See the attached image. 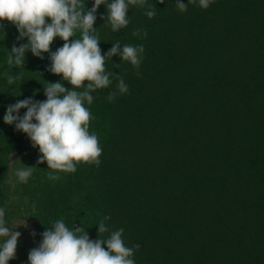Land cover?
Returning a JSON list of instances; mask_svg holds the SVG:
<instances>
[{"label":"trees","instance_id":"obj_1","mask_svg":"<svg viewBox=\"0 0 264 264\" xmlns=\"http://www.w3.org/2000/svg\"><path fill=\"white\" fill-rule=\"evenodd\" d=\"M182 2L186 12L176 0L129 5V24L119 32L100 18L106 5L99 7L94 34L102 54L117 41L144 52L138 69L119 56L105 60L106 72L121 76L128 92L119 94L110 77L92 104L85 101L102 154L98 166L76 164L74 173L38 164L39 149L3 121L19 100L45 101L48 83L72 89L48 70L50 54L64 42L55 38L43 59L29 51L24 65H9L13 44L27 39L18 41L16 27L0 21V207L8 227L13 203L23 206L36 234L30 250L63 220L92 241L123 228L125 246L140 245L135 264H264V0H212L207 9L199 0ZM9 75L20 78L8 84ZM24 166L35 168L26 183L16 176ZM105 216L109 232L98 233Z\"/></svg>","mask_w":264,"mask_h":264},{"label":"clouds","instance_id":"obj_2","mask_svg":"<svg viewBox=\"0 0 264 264\" xmlns=\"http://www.w3.org/2000/svg\"><path fill=\"white\" fill-rule=\"evenodd\" d=\"M146 0H92L93 7L86 10L84 0H0V21L13 24L19 35L18 41L27 39V43L19 47L13 44L7 62L9 65L22 66L25 54L31 52L34 57L43 59V53L50 52V45L59 37L64 43L50 54L52 74L62 76L72 89H66L62 83H48L44 87L47 99L43 102L32 98L19 100L7 107L3 121L6 125H14L17 132H22L31 141L33 148H38L40 158L38 164L48 165V169L56 172L74 173L76 164H100L102 154L98 137L89 132L91 113L85 107L92 104V93L98 89L108 88L113 77L118 81L119 94L128 92L124 79L112 72H106L105 60L119 56L122 61L138 69L144 52L143 45L125 44L119 41L112 44L106 54H102L100 42L94 24L97 11L106 5V15L100 18L110 24L113 32H119L129 24L127 12L129 5L144 6ZM163 4L164 0H158ZM196 0H188L195 3ZM212 0H199V7L207 9ZM181 12L187 11L182 0H176ZM155 6L145 14L152 18ZM47 21H51L48 23ZM3 25L0 24V30ZM80 30L81 38L73 39ZM135 30L133 36H139ZM147 33L144 32V37ZM119 67V65H114ZM137 75L139 72L137 71ZM19 76L9 75L7 83L13 84ZM85 82L87 84L85 85ZM84 88L83 91L75 89ZM117 92H110L109 102L115 99ZM26 109L21 116L20 110ZM34 167L24 166L16 171L19 181L26 183L32 175ZM49 179H59L57 175H49ZM5 209L0 207V264H9L15 258L18 240L21 233L6 226ZM98 225V233H107L109 228L104 221ZM26 227V226H25ZM123 228L111 231L106 240L92 241L83 227L69 229L63 220L54 222L52 228H46L42 234V242L28 254V264H135L134 250L126 247L122 240ZM35 237V233H32Z\"/></svg>","mask_w":264,"mask_h":264},{"label":"rangeland","instance_id":"obj_3","mask_svg":"<svg viewBox=\"0 0 264 264\" xmlns=\"http://www.w3.org/2000/svg\"><path fill=\"white\" fill-rule=\"evenodd\" d=\"M14 161V168H18L21 165V162L18 158H15V155L12 156ZM14 173H11V182L14 181ZM14 207H11V210L14 211V216L11 217L8 227L11 230H16L21 233V236L18 240L17 250L15 258L9 261V264H23L24 256L27 255L30 251L31 245V234L33 221L29 215L24 211L23 206L20 202H14ZM26 226V227H25Z\"/></svg>","mask_w":264,"mask_h":264}]
</instances>
